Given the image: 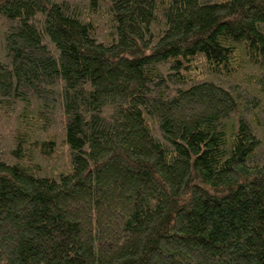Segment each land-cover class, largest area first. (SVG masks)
Instances as JSON below:
<instances>
[{
  "label": "trees",
  "instance_id": "16d2710c",
  "mask_svg": "<svg viewBox=\"0 0 264 264\" xmlns=\"http://www.w3.org/2000/svg\"><path fill=\"white\" fill-rule=\"evenodd\" d=\"M0 264H264V0H0Z\"/></svg>",
  "mask_w": 264,
  "mask_h": 264
}]
</instances>
